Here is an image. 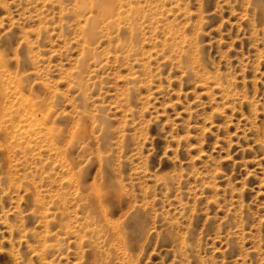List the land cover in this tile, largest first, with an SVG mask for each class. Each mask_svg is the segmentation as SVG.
<instances>
[{
  "label": "rangeland",
  "instance_id": "1",
  "mask_svg": "<svg viewBox=\"0 0 264 264\" xmlns=\"http://www.w3.org/2000/svg\"><path fill=\"white\" fill-rule=\"evenodd\" d=\"M107 2L0 0V264H264V0Z\"/></svg>",
  "mask_w": 264,
  "mask_h": 264
},
{
  "label": "bare ground",
  "instance_id": "2",
  "mask_svg": "<svg viewBox=\"0 0 264 264\" xmlns=\"http://www.w3.org/2000/svg\"><path fill=\"white\" fill-rule=\"evenodd\" d=\"M98 1H101V0H98ZM115 6H117V7H115ZM118 6H119V0H108L107 4H105L101 7V12L104 14L111 13L113 11V9L118 8ZM94 20H95V23H96V21L101 20V15L97 14V16L94 19H90L88 22L90 23V22H93ZM93 26H94V24H92L89 28L93 29ZM87 32H88L87 34H90L89 29ZM92 256L96 259L94 254Z\"/></svg>",
  "mask_w": 264,
  "mask_h": 264
}]
</instances>
